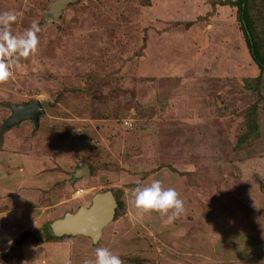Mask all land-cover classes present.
<instances>
[{"label": "rangeland", "instance_id": "1", "mask_svg": "<svg viewBox=\"0 0 264 264\" xmlns=\"http://www.w3.org/2000/svg\"><path fill=\"white\" fill-rule=\"evenodd\" d=\"M52 1L0 0V12L19 14L14 35L40 25L36 52L10 61L0 82V181L10 180L0 186V251L21 232L42 240L0 264H83L101 247L122 264H264V89L258 99L246 87L258 71L235 9L218 5L184 29L170 24L195 20L207 1L76 0L58 20L46 13ZM161 1L166 15L150 18ZM251 11L264 39V0ZM31 99L44 108L38 126L4 128L9 105ZM254 103L259 137L238 149ZM113 131L128 137L113 140ZM137 179L174 188L185 212L171 224L141 212L131 195ZM110 189L123 205L96 243L53 234L54 220Z\"/></svg>", "mask_w": 264, "mask_h": 264}, {"label": "trees", "instance_id": "2", "mask_svg": "<svg viewBox=\"0 0 264 264\" xmlns=\"http://www.w3.org/2000/svg\"><path fill=\"white\" fill-rule=\"evenodd\" d=\"M206 1L208 2L207 7L208 8L210 7L209 11H206L204 14L198 15V17L195 18V20L172 21L170 26H174V27L183 26L184 29H188L193 23H198L199 21L201 22L202 20L203 21L209 20L210 17L215 16L216 11H217L215 9L218 5H220L222 7L228 6V7H231V9H235L234 10L235 18H236L237 23H239V30H240L241 35L243 37L246 53L248 55L250 62H252V64L255 66V68H256L255 71L256 70L258 71L256 76H254V78L253 77L251 78V79H254V80H252V81H254V83H251L249 81L250 84L248 82L246 87L249 90L255 91L257 96H258V99H259L261 97L260 93L264 89V39L262 38V35H261L262 32H260L259 30L255 29L253 27V23H252L253 22V18H252L253 15H252V11H251L252 0H195V3H197L200 6V5H202L201 2H206ZM154 8H156V11H154ZM154 8L149 7V9H148V11L152 10V13H153V15H149L150 18L155 17V18L160 19L161 16L166 15V10H164L165 9V1H161L160 3L157 2V5ZM168 26H169V24H168ZM140 50H141V48H139V51H138L139 53H140ZM119 70H120V68H119ZM117 74L120 75L121 74L120 71ZM109 78H110V76H108V74H105L103 78L100 77V78L95 79L93 86L100 88L103 84L104 85L106 84V82L109 80ZM255 80H256V82H255ZM30 101H32V99ZM256 103H254L253 106L248 108L246 115L243 117L246 130L237 139L236 147L238 149L245 146L244 143L248 144V143H250V141H253L255 138L259 137V127H258V122H257V108H256L257 104ZM124 125H125L124 123H123V125L121 124V128H123L124 130H128V129L132 128L131 126H129V127H131V128H129L128 126H126V125L124 126ZM123 134H125V133H122L120 131L119 132L118 131L110 132V135L113 136V140L115 138H118L120 140V138H122L123 136H127V135H123ZM130 136L131 135H129V137ZM135 136H136V138L138 137L137 133H135L133 136H131V138L132 137L134 138ZM109 138L107 136V139L105 140L107 142V144H106L107 146H108V144H111L113 142L111 140V138L110 139ZM2 153H4V151L0 145V154H2ZM6 157L7 158H5V161H4V158H2L1 165H3L2 163H5L6 165H8L6 162L10 161V159H9L10 155L7 154ZM107 163L110 164L109 165L110 170L113 171L116 169V168L113 169V166L111 165V163L109 161ZM89 168H90V166H89ZM26 173H28V171H26ZM7 181H10V180L5 179V180L0 181V186L2 188H5L6 186H8ZM48 182H50V181H48ZM110 191H112V190L110 189ZM112 193H113V191H112ZM113 195H114V193H113ZM114 197H115V195H114ZM115 199H116V197H115ZM116 202H117V209H121L123 203H121L117 199H116ZM37 203L40 204V201H38ZM31 235H32V233L25 231V232H21V234H19L17 236V238L11 240L8 247L5 250L0 251V260L4 261V262L7 261L9 263H13L14 261L16 262L17 261L16 258L21 255L22 246L27 241H30V243H31V242L37 240V238L31 237ZM56 239L57 238H55V237H48V238H46V240H43V241L54 242ZM41 242H42V240H40V241L37 240L35 242V244H39Z\"/></svg>", "mask_w": 264, "mask_h": 264}, {"label": "clouds", "instance_id": "3", "mask_svg": "<svg viewBox=\"0 0 264 264\" xmlns=\"http://www.w3.org/2000/svg\"><path fill=\"white\" fill-rule=\"evenodd\" d=\"M18 15L11 11L0 12V82L8 80L11 75L10 61L17 56L27 57L37 50L39 22L34 20L23 33L14 35L10 28ZM136 184L131 193L132 203L141 212H158L166 216V224H171L185 212L179 193L174 188H164L161 180L153 179L150 184L142 186L137 179ZM83 264H122V260L108 248L101 247L95 249L94 259H84Z\"/></svg>", "mask_w": 264, "mask_h": 264}, {"label": "water", "instance_id": "4", "mask_svg": "<svg viewBox=\"0 0 264 264\" xmlns=\"http://www.w3.org/2000/svg\"><path fill=\"white\" fill-rule=\"evenodd\" d=\"M75 1L53 0L47 9V16H52L54 20H58L63 7ZM9 108L11 113L4 123V128L25 120L32 121L37 127L39 116L44 112V108L37 99L29 104H10ZM84 170L87 171V166ZM79 175L75 173L74 176L78 177ZM116 209L117 202L110 190L97 192L91 197L87 206L80 205L75 212L65 213L62 218L54 220L51 224L52 232L56 236L83 235L96 243L102 235L103 228L113 220ZM60 223H64V229L58 226Z\"/></svg>", "mask_w": 264, "mask_h": 264}, {"label": "bare ground", "instance_id": "5", "mask_svg": "<svg viewBox=\"0 0 264 264\" xmlns=\"http://www.w3.org/2000/svg\"><path fill=\"white\" fill-rule=\"evenodd\" d=\"M58 226L63 229L65 228L64 223H60Z\"/></svg>", "mask_w": 264, "mask_h": 264}, {"label": "crops", "instance_id": "6", "mask_svg": "<svg viewBox=\"0 0 264 264\" xmlns=\"http://www.w3.org/2000/svg\"><path fill=\"white\" fill-rule=\"evenodd\" d=\"M184 1H186V0H184ZM188 1V0H187ZM190 1H192V0H190ZM193 2H195V0H193ZM89 171V168H88V166H87V171L86 172H88ZM28 174V173H27Z\"/></svg>", "mask_w": 264, "mask_h": 264}, {"label": "built area", "instance_id": "7", "mask_svg": "<svg viewBox=\"0 0 264 264\" xmlns=\"http://www.w3.org/2000/svg\"><path fill=\"white\" fill-rule=\"evenodd\" d=\"M126 123V122H125ZM130 125V124H129Z\"/></svg>", "mask_w": 264, "mask_h": 264}]
</instances>
